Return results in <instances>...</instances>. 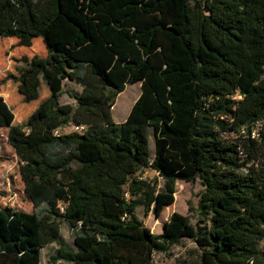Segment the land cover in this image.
<instances>
[{
	"label": "trees",
	"instance_id": "16d2710c",
	"mask_svg": "<svg viewBox=\"0 0 264 264\" xmlns=\"http://www.w3.org/2000/svg\"><path fill=\"white\" fill-rule=\"evenodd\" d=\"M0 38L26 48L40 38L47 54L24 56L5 79L25 104L39 101L26 123L0 96L35 209H0V264H42L52 244L54 262L153 264L185 239L201 264H264V127L252 137L264 122V0H0ZM124 45L141 56L121 68ZM42 81L50 96L40 102ZM66 83L79 88L76 105L59 104ZM135 83L140 96L117 123L116 99ZM69 126L86 129L61 134ZM146 169L164 190L138 180ZM197 179L196 226L174 213L154 235L136 218L138 206L173 205L174 182Z\"/></svg>",
	"mask_w": 264,
	"mask_h": 264
},
{
	"label": "rangeland",
	"instance_id": "374dc122",
	"mask_svg": "<svg viewBox=\"0 0 264 264\" xmlns=\"http://www.w3.org/2000/svg\"><path fill=\"white\" fill-rule=\"evenodd\" d=\"M140 17L137 21H142ZM145 20H149L146 18ZM135 27V26H134ZM132 27L130 34L135 28ZM126 38V39H128ZM17 39L0 38V96L4 98L8 105L13 108L15 114L14 124L20 125L26 123L28 117L35 110L39 101L25 104L23 97L18 93V84L13 81H6L8 75L20 74L19 70L26 67L22 62V58H32L34 55L45 57L46 48L42 39L34 40L32 47H18ZM128 49L130 51H128ZM122 52H127L124 58H120L119 67H124L125 63L130 60H139L140 52L137 49L123 46ZM125 72L128 69L124 70ZM5 81V82H4ZM188 85L183 87L187 89ZM141 86L138 83L127 85L123 93H121L115 102L113 108V117L117 123H121L130 113L133 105L140 96ZM79 90L78 86L73 83H66L64 92L59 99L60 105H76L72 99V94ZM40 102L46 100L49 96L45 82H41L40 86ZM239 100V97H236ZM264 127V122H257L255 131L259 134V130ZM73 128L69 126L61 131V134L72 133ZM223 137L228 141L236 139V135L226 133ZM150 149L153 153L154 145L150 143ZM21 160L15 154L14 149L8 141V129L0 127V209L13 208L25 211L27 213L35 212L31 200L25 193V186L21 180L20 167ZM138 180L147 181L156 191H162L166 188V181L161 178L155 171L146 169L139 173ZM174 204L165 207L160 214H156L151 207L149 210L143 206H138L135 216L154 235H161L164 225L167 223L172 214L178 213L189 218L190 222L196 226L197 222L204 220L200 211V202L204 195L205 187L200 179L193 182L178 180L173 183ZM128 195V194H127ZM129 198V196H126ZM63 208V206H60ZM61 211H63L61 209ZM62 239L69 246L73 247L74 233L65 224L62 225ZM58 246L49 245L42 250V264H68L63 261L54 262L51 258L55 255ZM260 250L264 253V240L260 243ZM201 249L191 239H185L179 245H173L164 253H156L153 257V264H201ZM55 257V256H54Z\"/></svg>",
	"mask_w": 264,
	"mask_h": 264
},
{
	"label": "built area",
	"instance_id": "2783aa9c",
	"mask_svg": "<svg viewBox=\"0 0 264 264\" xmlns=\"http://www.w3.org/2000/svg\"><path fill=\"white\" fill-rule=\"evenodd\" d=\"M72 128H73V131L72 132H78V133H82L85 129H86V127H84V126H72ZM59 134V130H57L56 132H55V135H58ZM259 135L256 133V131L254 130L253 132H252V137L253 138H257ZM126 196H128L127 194H126ZM62 210H63V208H61Z\"/></svg>",
	"mask_w": 264,
	"mask_h": 264
},
{
	"label": "crops",
	"instance_id": "0c3cea01",
	"mask_svg": "<svg viewBox=\"0 0 264 264\" xmlns=\"http://www.w3.org/2000/svg\"><path fill=\"white\" fill-rule=\"evenodd\" d=\"M128 115H129V114H128ZM127 117H128V116H127ZM127 117L124 119V121L127 119ZM124 121H122V122H124ZM122 122H121V123H122Z\"/></svg>",
	"mask_w": 264,
	"mask_h": 264
}]
</instances>
